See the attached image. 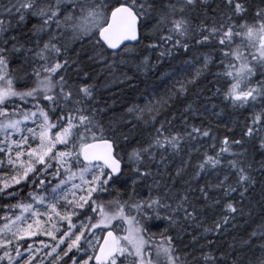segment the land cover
<instances>
[{"label": "snow or ice", "instance_id": "obj_1", "mask_svg": "<svg viewBox=\"0 0 264 264\" xmlns=\"http://www.w3.org/2000/svg\"><path fill=\"white\" fill-rule=\"evenodd\" d=\"M153 59L181 60L178 87L101 107L89 68L130 80ZM209 77L247 110L239 133L208 119ZM254 171L264 0H0V264H264V220L218 246Z\"/></svg>", "mask_w": 264, "mask_h": 264}, {"label": "trees", "instance_id": "obj_2", "mask_svg": "<svg viewBox=\"0 0 264 264\" xmlns=\"http://www.w3.org/2000/svg\"><path fill=\"white\" fill-rule=\"evenodd\" d=\"M249 3L252 4L253 0H249ZM259 3L260 0H255V5ZM152 64L155 66L150 70H142L135 73V75L133 72H128V76L132 77L130 80H124L120 73H117L116 78H113L111 75L102 73L99 68H89L90 74L97 78L98 99L101 107L106 103L112 109L111 114L119 116L124 108L140 98L142 93H159L163 95L174 85L178 87L176 81L183 78L182 68L184 65L181 60H164L163 63H158L153 59ZM212 79V77H209L203 80L200 88L196 89V91L204 93L199 97V100L207 105L210 110L208 119L220 125V132L226 131L225 124H227L228 127L234 128L236 133H239L240 125L243 123L245 115L248 114L247 110L226 108L220 102V97L213 95L215 85L211 82ZM208 89H211V91H207ZM213 105H216V107L213 108ZM213 112L220 113L219 117L212 115ZM232 134L229 133V135ZM252 156L255 157L258 167L261 160L260 155L250 152V158ZM253 174L256 184L244 200V215L236 218L235 227L231 228L230 233L218 242V246L222 250L226 249L227 244L233 242H236L239 248V242L247 238L248 234L264 220V192H262V189H264V175L259 171H254ZM156 223L166 226V222L156 221ZM160 230H163V227ZM259 243V239H256L253 244L255 251L254 253L247 252L248 256L253 254L258 256L260 254L259 249L256 247ZM240 255H244V252H241Z\"/></svg>", "mask_w": 264, "mask_h": 264}]
</instances>
